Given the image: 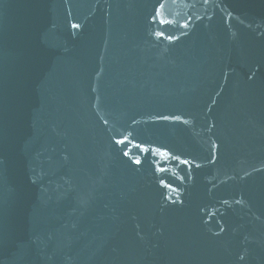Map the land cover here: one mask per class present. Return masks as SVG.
<instances>
[{"label": "water", "instance_id": "water-1", "mask_svg": "<svg viewBox=\"0 0 264 264\" xmlns=\"http://www.w3.org/2000/svg\"><path fill=\"white\" fill-rule=\"evenodd\" d=\"M0 264H264V0H0Z\"/></svg>", "mask_w": 264, "mask_h": 264}]
</instances>
